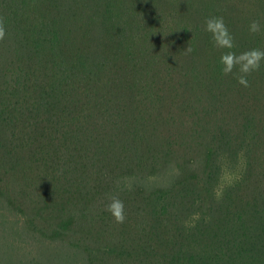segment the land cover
I'll return each mask as SVG.
<instances>
[{
	"label": "trees",
	"instance_id": "16d2710c",
	"mask_svg": "<svg viewBox=\"0 0 264 264\" xmlns=\"http://www.w3.org/2000/svg\"><path fill=\"white\" fill-rule=\"evenodd\" d=\"M209 16L264 50V0H0V191L44 237L104 221L111 264H264V61L224 74Z\"/></svg>",
	"mask_w": 264,
	"mask_h": 264
},
{
	"label": "rangeland",
	"instance_id": "374dc122",
	"mask_svg": "<svg viewBox=\"0 0 264 264\" xmlns=\"http://www.w3.org/2000/svg\"><path fill=\"white\" fill-rule=\"evenodd\" d=\"M227 167L223 168L218 193L242 171L240 163L229 169ZM165 177L171 181L174 175L167 173ZM1 183L0 264H111L108 256L102 252L104 245L117 242L112 226L107 227L104 221L84 224L75 227L74 234L62 241L50 238L51 232L45 229L47 236L44 237L39 223L30 219L28 213H33L32 208L16 203L11 205L4 192L13 186L7 185L4 180ZM115 246L119 250V242Z\"/></svg>",
	"mask_w": 264,
	"mask_h": 264
},
{
	"label": "clouds",
	"instance_id": "9594fccd",
	"mask_svg": "<svg viewBox=\"0 0 264 264\" xmlns=\"http://www.w3.org/2000/svg\"><path fill=\"white\" fill-rule=\"evenodd\" d=\"M204 31L210 33L214 46L219 49H226L219 57V63L222 65L224 74H232L234 69L238 71V83L248 87V76L259 70L261 62L264 61V50L252 48L237 54L232 51L234 47L233 37L229 32L222 16H209L204 21ZM249 31L259 33L261 25L253 21L249 25ZM4 29L0 27V39L4 37ZM191 49H189L190 51ZM107 210L111 213L117 223L125 220L124 202L119 197H113L107 205Z\"/></svg>",
	"mask_w": 264,
	"mask_h": 264
}]
</instances>
